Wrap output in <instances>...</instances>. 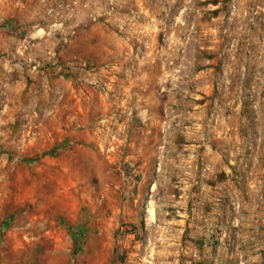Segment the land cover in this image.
Returning <instances> with one entry per match:
<instances>
[{"label": "rangeland", "instance_id": "374dc122", "mask_svg": "<svg viewBox=\"0 0 264 264\" xmlns=\"http://www.w3.org/2000/svg\"><path fill=\"white\" fill-rule=\"evenodd\" d=\"M0 264H264V0H0Z\"/></svg>", "mask_w": 264, "mask_h": 264}, {"label": "bare ground", "instance_id": "6f19581e", "mask_svg": "<svg viewBox=\"0 0 264 264\" xmlns=\"http://www.w3.org/2000/svg\"><path fill=\"white\" fill-rule=\"evenodd\" d=\"M152 213H153V212H152V210L150 209V210H149V214H150L151 216H152Z\"/></svg>", "mask_w": 264, "mask_h": 264}]
</instances>
